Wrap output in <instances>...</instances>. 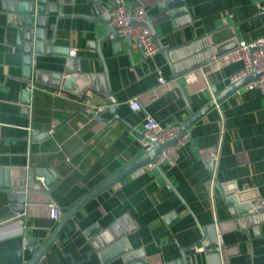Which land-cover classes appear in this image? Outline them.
<instances>
[{
    "label": "crops",
    "instance_id": "crops-1",
    "mask_svg": "<svg viewBox=\"0 0 264 264\" xmlns=\"http://www.w3.org/2000/svg\"><path fill=\"white\" fill-rule=\"evenodd\" d=\"M65 1L63 11L75 16L60 19L55 29L53 25L48 28V37L54 42L46 41V46L68 48L70 55L33 53V67L67 76L66 62L72 58L73 66L83 73L103 72L97 50L87 45L105 33L106 24L77 15L93 14V0ZM125 1L130 4L135 0ZM147 1L143 7L149 18H156L158 4ZM185 3L190 24L174 27L170 19L154 22L164 49L151 57H145L136 44L130 49L126 40H120L117 47L113 42L103 43L112 101L121 119L106 124L80 111L82 104L74 96L37 85L33 88L34 84L21 80L25 55L0 0V168L12 170L8 181L18 169L45 168L55 174H50L51 188L36 178L42 189L27 190L22 213L15 210L19 203L10 201L11 189L0 184V264L29 261L27 238L35 239L37 247L44 243L65 211L145 153L141 140L146 115L164 125L182 126L212 100L214 88L221 92L231 84L230 76L240 71L243 63L213 67L211 34H216L217 40L235 34L239 42L264 36V15H258L263 0ZM54 22L51 15L49 24ZM161 76L169 83H161ZM26 88L32 90L28 104L23 97ZM135 97L142 105L138 111L127 103ZM107 104L94 96L86 107ZM102 116L109 120L114 114L106 111ZM35 131H46L48 136L34 141ZM186 135L177 163L162 166L185 202L156 168L139 172V167L86 200L46 251L42 264H184L183 248L201 239L198 224L233 222L217 188L220 185L223 192L222 184L229 183L259 194L256 214L262 219L247 230L230 224L219 234L230 251L227 264H264V94L243 86L209 110ZM209 159L214 160L213 169ZM5 179L0 172V183ZM51 202L60 208V220L52 217ZM115 222L128 230L133 250H143L144 256L139 254L127 263L121 257L102 262L94 237L87 232ZM196 247L187 254L188 264H206L202 244Z\"/></svg>",
    "mask_w": 264,
    "mask_h": 264
},
{
    "label": "water",
    "instance_id": "water-1",
    "mask_svg": "<svg viewBox=\"0 0 264 264\" xmlns=\"http://www.w3.org/2000/svg\"><path fill=\"white\" fill-rule=\"evenodd\" d=\"M2 9L8 13L9 24L15 27L17 45L23 48L25 55L24 72L21 80L28 84H35L44 89L61 90L71 96L78 99L82 106L80 111H83L90 116L98 120H102L106 124H111L114 121L121 120L117 114V105L112 101L113 90L110 84L107 65L105 63L104 56L102 54V45L106 42H113V46L117 47L120 40H126L130 46L133 47L135 41L131 36L120 35L118 28L112 22V11L117 7L115 0H93V14H77L86 17L92 22H103L106 24V31L103 35L99 36L95 42H91L87 45L88 48L96 49L99 58L103 64V72L101 73H83L80 68L74 67V59L68 58L66 62V68L69 71L67 76H64L62 72H47L41 71L33 67V53L39 54L45 51L60 53L64 56L70 55L68 48H62L57 46H46V41L54 42L53 38L48 37V28L53 25V28H57L60 19L75 16V14L64 12L63 5L65 0H1ZM264 1V0H263ZM158 4L160 13L156 18H149L144 24L148 25L152 35L157 39L160 48H163V44L159 38L157 31L155 30V23L162 22L170 19L174 27H184L191 23V17L188 12L185 0H151L150 3ZM148 1L135 0L130 4H126L127 8L133 12L135 7L144 6ZM55 16V22L49 24L50 16ZM258 15H264V8ZM133 23H137L135 18L132 19ZM155 22V23H154ZM210 47L215 56H221L232 49H235L239 45V39L235 36L225 37L223 39L216 38V34L209 36ZM259 75L253 73L247 77H244L236 82L229 84L224 90L218 92L216 88L213 89L215 96L197 112H194L191 117L181 126L180 135L186 134L189 128L196 123L201 117H203L209 110L217 106L228 96L238 91L245 86L248 82L254 80ZM34 92V91H33ZM34 95V93H33ZM94 96L103 98L108 104L103 106L99 113L95 111H88L86 109V103L91 102ZM23 97L25 103H30L32 98V90L26 88L23 90ZM110 111L114 114L113 118H103V112ZM37 136V137H35ZM48 136L46 131L33 132L32 140H41L43 137ZM176 139H172L162 143H155L153 148L141 155L132 164L126 166L119 173L112 175L103 182L96 190L90 192L84 198L79 200L71 208L65 211L63 217L57 224L55 230L51 236L44 243H41L38 247V242L33 238H27L25 241L26 246L29 248L31 258L24 264H42L46 257L44 256L46 251L56 241L59 233L65 227L73 213L89 198L99 193L101 190L112 186L113 184L123 180L135 169L144 166L151 160L155 159L157 155L169 144H172ZM209 167L213 169L214 160H208ZM156 169L162 174L167 186L173 190L176 195L184 201L178 190L175 188L169 177L166 175L163 167L158 165ZM0 172L5 175V185L11 189L9 192V198L11 202L19 203L15 210L22 213L25 210V204L28 201L27 190L42 189V185L36 181V178H42L44 186L51 188L53 186V180L50 174L54 175L53 170H47L45 168H29L18 169L16 175L11 176V181H8L11 169L0 168ZM12 174V173H11ZM224 188L223 192L220 185L217 184V188L223 194V200L227 204L228 211L230 212L233 222L232 223H210L204 226H198L201 230V239L183 248L182 257L184 264H188L187 254L189 252H195L197 245L202 244V248L206 253V264H227V255L229 249L225 247L223 239L219 236L226 230L228 225H232L234 228L239 226L242 230H247L248 225L255 226L258 220L262 219L260 215L256 214V211L260 209L259 194L252 189H240L236 183L222 184ZM185 202V201H184ZM87 234L93 235V245L99 250V255L103 263L112 261L118 257L127 263L131 261L135 256L141 254L144 256L143 250H133L132 245L128 238V230L120 227L119 222H115L107 227L101 228L100 226H94L88 230ZM146 264V261H143Z\"/></svg>",
    "mask_w": 264,
    "mask_h": 264
},
{
    "label": "built area",
    "instance_id": "built-area-1",
    "mask_svg": "<svg viewBox=\"0 0 264 264\" xmlns=\"http://www.w3.org/2000/svg\"><path fill=\"white\" fill-rule=\"evenodd\" d=\"M117 7L112 11V22L117 26L120 35H129L135 41L139 49L145 57H151L160 50L157 39L152 35L148 25L144 24L149 16L144 7L138 6L133 12L127 8L125 0H115ZM135 18L137 23H133ZM227 62H242L243 67L240 71L230 76L231 83L236 82L253 73L259 76L248 82L245 86L248 89H259L264 94V36L252 41H240L239 45L231 51L215 56L212 59L213 67L220 68ZM159 81L163 84L169 83L164 77H160ZM37 87L35 84L33 88ZM129 107L138 111L142 108L139 98H130L127 101ZM103 106L93 108L87 105L88 111H101ZM181 126L179 124L164 125L158 122L153 116H145V130L141 140V145L145 152L153 148L155 143H162L172 139L176 141L167 145L155 159L151 160L144 166L140 167L139 172L155 169L158 165L173 166L179 159V150L186 143L188 137L186 134L180 135ZM51 215L54 219L60 220L61 210L56 203L51 202ZM21 219L23 215H20ZM23 220V219H22ZM25 228V225H23Z\"/></svg>",
    "mask_w": 264,
    "mask_h": 264
}]
</instances>
